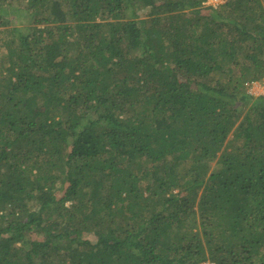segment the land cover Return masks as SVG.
Segmentation results:
<instances>
[{"label":"trees","instance_id":"1","mask_svg":"<svg viewBox=\"0 0 264 264\" xmlns=\"http://www.w3.org/2000/svg\"><path fill=\"white\" fill-rule=\"evenodd\" d=\"M209 1L0 0V264H264V0Z\"/></svg>","mask_w":264,"mask_h":264},{"label":"rangeland","instance_id":"2","mask_svg":"<svg viewBox=\"0 0 264 264\" xmlns=\"http://www.w3.org/2000/svg\"><path fill=\"white\" fill-rule=\"evenodd\" d=\"M216 1V0H214ZM221 2L220 3H224L226 0H220ZM217 3V1H216ZM214 3V4H216ZM210 4V3H208ZM206 5V4H205ZM20 25V23L15 19V25ZM21 26H24L21 24ZM252 94H254L255 96H259V95H264V78L261 80V81H258V82H255L253 83V85L251 86L250 90H249ZM90 238H93V236H90ZM202 264H212V263H209V262H205V263H202Z\"/></svg>","mask_w":264,"mask_h":264},{"label":"built area","instance_id":"3","mask_svg":"<svg viewBox=\"0 0 264 264\" xmlns=\"http://www.w3.org/2000/svg\"><path fill=\"white\" fill-rule=\"evenodd\" d=\"M217 2H221L220 0H216ZM216 1H214V0H210L208 3H216Z\"/></svg>","mask_w":264,"mask_h":264}]
</instances>
